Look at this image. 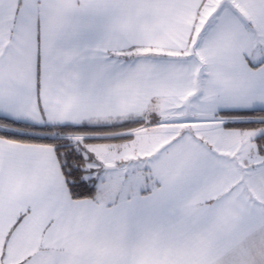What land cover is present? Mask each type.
Returning <instances> with one entry per match:
<instances>
[{"label": "snow or ice", "instance_id": "obj_1", "mask_svg": "<svg viewBox=\"0 0 264 264\" xmlns=\"http://www.w3.org/2000/svg\"><path fill=\"white\" fill-rule=\"evenodd\" d=\"M0 264H264V0H0Z\"/></svg>", "mask_w": 264, "mask_h": 264}]
</instances>
